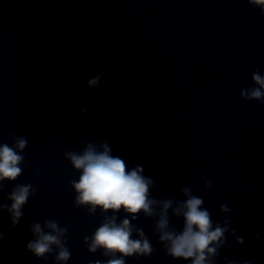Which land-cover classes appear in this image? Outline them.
<instances>
[{
  "label": "clouds",
  "instance_id": "9594fccd",
  "mask_svg": "<svg viewBox=\"0 0 264 264\" xmlns=\"http://www.w3.org/2000/svg\"><path fill=\"white\" fill-rule=\"evenodd\" d=\"M248 3L260 8L261 15H264V0H248ZM251 79L256 87L242 89L241 98L264 104V75L257 71ZM100 80V75L91 77L87 80V86L90 89L98 87ZM82 111H87V108ZM10 135L14 140L12 146L0 143V192L4 190L3 182H14L22 175L20 165L25 161L20 153L27 147V139L16 137L14 133ZM80 143L85 145L82 151H67L64 156L74 170L80 173L78 180L70 181L75 191L74 206L87 208L89 215L99 209L103 215L94 233L84 237L88 252L102 250V255L109 257L103 264H126L127 257H148L153 254L155 249L143 228L132 223L141 213L148 218H157L153 234L158 235V242L163 244L166 255L173 259L191 261V264H215L216 258L220 256L219 250L231 246L227 244L226 233L235 238L236 244L245 243L244 238L238 236L236 229L231 227L229 214L234 210L227 203L221 204L219 209L225 215L224 220L214 223L210 211L203 207V198L194 195V190L189 186L181 188L185 197L183 200L152 198L155 182L143 174L144 168L141 165L129 170L124 159L112 154V148L107 142L82 140ZM204 185L211 188L212 181L206 180ZM35 194L36 189L31 183L16 184L7 195L11 203L0 202V213L7 211L10 214L12 227L18 226L24 216V206L29 197ZM120 212L125 213V218L119 219ZM172 217L182 218V230L177 231L170 223ZM30 231L34 239L26 244L28 252L38 259L46 260L47 255L53 254L55 250L56 264H66L71 257L66 246L67 227H61L55 220H44L43 223H32ZM133 233L138 238L134 239ZM3 235L0 232V239ZM253 238L259 239V236ZM225 259L226 264H238L235 259ZM95 264L102 262L97 260ZM242 264H249V261L245 259Z\"/></svg>",
  "mask_w": 264,
  "mask_h": 264
}]
</instances>
